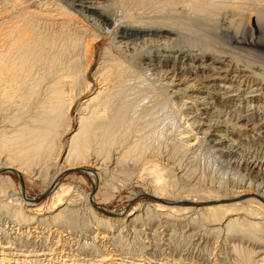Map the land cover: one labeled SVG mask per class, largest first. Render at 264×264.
<instances>
[{
    "label": "bare ground",
    "instance_id": "bare-ground-1",
    "mask_svg": "<svg viewBox=\"0 0 264 264\" xmlns=\"http://www.w3.org/2000/svg\"><path fill=\"white\" fill-rule=\"evenodd\" d=\"M254 4L0 0V264H264V157L242 146L247 131L264 141V68L185 35L195 18L225 36ZM169 117L179 124L154 138ZM203 150L259 168L256 182H207ZM73 170L94 187L137 178L160 203L101 216L90 193L64 184ZM4 172L44 182L52 209L28 210Z\"/></svg>",
    "mask_w": 264,
    "mask_h": 264
},
{
    "label": "rangeland",
    "instance_id": "rangeland-1",
    "mask_svg": "<svg viewBox=\"0 0 264 264\" xmlns=\"http://www.w3.org/2000/svg\"><path fill=\"white\" fill-rule=\"evenodd\" d=\"M251 1H253V4H254V1H256V3L257 2L259 3V1H261L260 2L261 5L260 4H258V5L254 4L257 7V9H255V6L249 5L248 10L250 11V9L253 7H254L253 8L254 10L251 9L253 12L250 11V13H247L248 18L246 17L244 22H243V25H240L238 27L239 30H238V28L235 29L234 25H232L231 23H227L225 25V29H226L225 30V34H226L225 36L224 35L217 36L213 33H211V34L207 33L205 35L204 33H202L204 31H202L200 28V27H203L199 24L201 22L199 21L198 22L199 25H197V21L194 18L195 20L192 19L190 21L191 23L189 22L191 26L185 32V35L188 38L187 41L191 40V43L195 44V45L207 46V45L211 44V45H213V46H215L221 50L234 52L237 57L239 56L238 58L240 59V61H243L242 59L245 58L244 62H246V61L248 63L251 62L252 64L260 65L261 67L264 68V9H259V8H264V0H250V2ZM249 11H247V12H249ZM213 27H214V25H213ZM207 29H210V28L208 27ZM213 29H216V28L214 27ZM237 30L239 31L240 35L236 34ZM235 34L237 36L238 35L239 36L238 37L234 36ZM103 45H104V43H103ZM103 45L99 46L100 52H101ZM262 73H264V72H262ZM223 93H225V90H223ZM185 99L186 98H184L183 100L184 101L189 100V99H186V100ZM178 101H180V100H178ZM255 104H257V103H255ZM244 105H245L244 110H247L250 106V103H246ZM187 106L191 107V104H187ZM73 112H74L73 114H75V111H73ZM192 115H196V114H191L190 116L193 117ZM160 119L163 121V118H160ZM157 120L155 119V121H157V123H155V124L152 122L153 126L156 125L154 127L157 128L156 133L158 134L157 135L158 137L154 136V138L156 137L159 139V137H160V140L166 135L167 131H165V130H167L170 126L179 124L177 119H172L170 117L166 121L164 119L163 124H162L161 120H159V119H157ZM160 121H161V123H160ZM158 124H161V128H158ZM74 125H75V127L74 126L72 127L73 131L78 128V123L74 122ZM162 125H165L168 128L167 127L165 128V126L162 127ZM153 126L152 127L150 126L149 128L151 129V128H153ZM159 127H160V125H159ZM162 128L163 129L165 128V130L162 131L161 130ZM158 129H159V131H158ZM156 133H155V135H156ZM164 133H165V135L163 137H161ZM258 135L259 134L256 132L252 133V131L245 132L244 137H246L247 139L244 140L242 146L244 145L243 146L244 150H251V152H254V154L256 153L258 155H261L260 158H263L264 155H263L262 151L261 152L255 151V150H260V149L264 150V141L255 140L258 138ZM69 136H70V134H68L65 138L63 137L64 141L66 138H69ZM263 136H264V134H263ZM253 137H255V138H253ZM165 138H166V136L164 137V139ZM233 138L241 140V138H239V137L233 136ZM164 139H162V140H164ZM248 140H250V141H248ZM43 151L47 155H49V153L46 150H43ZM66 155H67V153L64 154V158ZM198 158L199 159L197 162L199 163L198 166H200L199 169H202L199 171L204 172L205 180L207 182H212V183H217V184L220 183L223 185H232V183L234 185H237V184L239 185L240 183L245 184L247 179L244 177V175H246V176L248 175L247 178H249V177H252L253 179L255 178L253 180L254 182H256L255 180H257V173H258L259 168H255V167L249 168V167H245V166H243L242 169L236 168L234 165L232 166V165L226 163L224 158H221L220 156H218V154H216L212 151L209 152L208 150L207 151L206 150L201 151ZM60 164H61V162H59L58 165H60ZM58 165H56L54 170L48 176V181L57 174ZM89 169H91V171L95 174L96 173L98 174V172H99L93 168H89ZM4 173H2L3 175H2L1 179L4 180V182H10L9 179H10V177H12V180L15 182V188L19 192L21 191L20 184L22 183L21 185L22 186L24 185V187H25L24 190H26V193L28 195V198H26V201L30 202L32 204V207H29L28 210L31 209V211H34L33 212L34 214L35 213L46 214L47 211L52 209V208H50L51 207V200L50 199L52 197L51 195H53V194L51 193V191L45 190L46 187H45L44 182L34 181L29 176H27V177L25 176L24 182H23V180L21 182V181H19L17 176L14 175L13 173H10L8 175H6L8 172H6L5 174ZM66 175H67V177L64 178V180H65L64 184L67 187H71L73 189L76 188V189H80V190H85V192L90 193L92 195V197L94 198V204H95L94 206H96L95 209H96L97 213H99V215H101V216H106L110 219L117 218V217H118L117 219H119V217H127V219H129V218L134 217V215H136L139 212L138 209L140 206H141V208H143L145 206L146 207L147 206L152 207V205H154L156 203L157 204L160 203L151 197V195L153 194L152 190L149 187L145 186L144 182H142L141 180H138L137 178L132 179V181H130V184L128 186L124 187L121 185L120 186L122 188L121 189L119 187L120 183H118L119 185H113L114 188H112L111 186L108 187L109 185H107L103 181L102 178L99 180L98 177L96 178V185H98V186L94 187L93 181L89 177H86L85 175H83L79 170L70 171ZM250 181H252L251 178H250ZM176 185H177V188H180V187L186 188L187 187V186L184 187L183 185L178 186V184H176ZM115 188H118V189H115ZM113 189H115L116 191H114ZM23 194L25 196V192ZM166 201H168V200H166ZM41 206H42V208L40 210H37ZM60 208H62V207H60ZM103 209L106 210L107 214H104L102 212ZM196 252H197V250L194 251V254ZM191 253H193V252H191ZM230 261H232V260H230ZM192 263H195V262H192Z\"/></svg>",
    "mask_w": 264,
    "mask_h": 264
}]
</instances>
